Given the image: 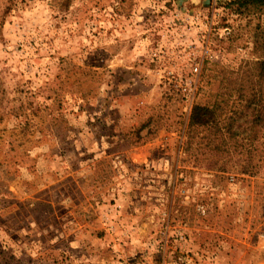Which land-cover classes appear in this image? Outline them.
Returning <instances> with one entry per match:
<instances>
[{"label": "rangeland", "instance_id": "rangeland-1", "mask_svg": "<svg viewBox=\"0 0 264 264\" xmlns=\"http://www.w3.org/2000/svg\"><path fill=\"white\" fill-rule=\"evenodd\" d=\"M233 2L0 0V264H264V128L188 126L258 78Z\"/></svg>", "mask_w": 264, "mask_h": 264}, {"label": "trees", "instance_id": "trees-1", "mask_svg": "<svg viewBox=\"0 0 264 264\" xmlns=\"http://www.w3.org/2000/svg\"><path fill=\"white\" fill-rule=\"evenodd\" d=\"M233 1L237 12L247 10L249 13L252 9H259L264 5V0ZM252 69L257 73L258 78L253 80L250 92L247 94L241 93V87L235 89L239 91L237 98H243L245 101L238 110L234 109L233 115L223 126L219 123L222 106L220 101L216 100L211 104L194 103L192 105L188 118L189 128H209L215 135L216 133H227L229 137L242 136L245 139H253L264 128V57L253 62Z\"/></svg>", "mask_w": 264, "mask_h": 264}, {"label": "built area", "instance_id": "built-area-1", "mask_svg": "<svg viewBox=\"0 0 264 264\" xmlns=\"http://www.w3.org/2000/svg\"><path fill=\"white\" fill-rule=\"evenodd\" d=\"M197 64H198V63H195V66H194V70H195V71L198 69ZM262 239H263V247H264V234L262 235Z\"/></svg>", "mask_w": 264, "mask_h": 264}]
</instances>
